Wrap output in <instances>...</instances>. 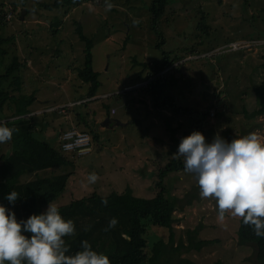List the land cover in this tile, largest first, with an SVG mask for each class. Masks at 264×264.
I'll return each instance as SVG.
<instances>
[{"label":"rangeland","instance_id":"1","mask_svg":"<svg viewBox=\"0 0 264 264\" xmlns=\"http://www.w3.org/2000/svg\"><path fill=\"white\" fill-rule=\"evenodd\" d=\"M51 1L0 0V11L6 13L0 35L10 38L5 45L7 54L0 60V71L13 55L24 61L21 92L35 95L31 114L36 116V131L44 138H54L58 130L70 127L82 130L74 119L75 109L98 129V144L92 141L91 153L74 161L66 191L54 204H67L92 192L102 196L121 193L127 188L133 195L151 198L158 190V168L171 158L183 160L176 154L179 140L174 138L192 131L190 121L171 109H166L171 116L165 110H153L152 97L138 89L146 83L148 70L136 65L134 59L149 64L159 60L162 51L192 48L195 53L201 52L188 55L178 62V67L169 69L171 83L164 94L182 107L208 112L202 125L206 142L216 133L224 138L227 134L238 137L249 132L264 141V114L248 119L241 108L246 107L248 112L253 109V87L264 76V0H169L160 23L164 38L161 48L156 47L158 38L149 26L150 0H99L100 5L88 1L53 11L39 6ZM106 4L111 8L106 10ZM22 9L25 11L20 18ZM77 22L93 41V69L99 73L101 85L94 99L73 107L69 103L85 97L87 87L76 71L84 55L83 43L75 31ZM125 87L132 93L127 99L103 97ZM132 97L139 101L132 103ZM106 118L113 122L109 128L101 125ZM62 169L39 174L59 173ZM90 173L96 176L94 183L88 182ZM32 178L27 173L20 176V182ZM165 183L182 204V209L174 213L178 219L174 243L186 245L194 229L197 238L210 241L199 250H180L178 256L172 257V264H258L253 246L237 243L239 217L230 210L221 217L215 199L199 195L194 174L184 170L169 172ZM168 235L164 228L148 229L149 240L157 236L167 241Z\"/></svg>","mask_w":264,"mask_h":264},{"label":"trees","instance_id":"2","mask_svg":"<svg viewBox=\"0 0 264 264\" xmlns=\"http://www.w3.org/2000/svg\"><path fill=\"white\" fill-rule=\"evenodd\" d=\"M88 1H95L97 5H100L99 0H53L41 3L39 6L44 10L53 11L76 7ZM168 1L150 0L148 6L149 26L158 38L157 48H161L164 43L160 23L166 12ZM15 8L13 3L11 10L14 11ZM5 14L2 10L0 11L1 26L4 25ZM58 23L57 20L54 25L57 26ZM75 31L83 43L84 53L82 64L76 68L77 76L82 83L87 84V87L84 93L85 97L80 96L70 102L75 103L71 105L73 107L81 102L94 99L101 85L98 79L99 73L93 69V41L84 33L79 22H77ZM55 32L54 29L53 33ZM9 40L10 38L0 35V60H3L7 54L5 45ZM198 53L201 52L195 53L192 48L182 52L162 51V57L149 64L136 62L135 59L133 61L136 65H141L143 70H148L144 79L146 83L140 85L138 89L143 94L152 97L153 110L161 112L171 109L174 113L189 119L192 131L198 130L202 133V125L208 117V112L194 110L187 106L182 107L175 103L172 96L164 94V89L171 83L169 69L178 67V62L188 55ZM24 67V61H20L18 56L13 55L8 65H5L3 71H0V124L15 129L10 140L0 143V204H3L6 209H11L17 220L27 218L29 214L44 211L48 202L54 203L66 191L68 179L72 176L70 168L74 167V161L77 160V157L84 156L78 155L74 151H62L60 141L62 130H58L55 138L51 139L44 138L36 131V116L31 114L30 107L37 99L33 93L27 95L21 92L20 71ZM130 92L118 91L106 95L127 99L129 98L128 94L132 95ZM253 92L255 95L253 109L248 112L246 107H241L244 117L248 119H255L264 114V76L253 87ZM132 98L129 100L132 103L139 101L137 97ZM73 116L77 124L83 128L79 131L87 132L90 135L91 144L92 141L98 144V129L91 127L86 117L76 109ZM232 137L236 136L227 134L224 139L230 140ZM96 149L98 150L100 147L97 146ZM56 168H63L64 171L52 172L49 175L39 174L42 171ZM180 170H184L181 158H171L164 166L158 168L155 182V187L158 190L151 198L133 195L132 190L127 188L121 193L111 192L105 196L92 192L87 196L72 199L67 204L57 205L62 218L71 219L75 228L73 236L62 238L68 245L66 254H72L79 250L80 241L85 240L94 251L104 253L110 264H172V257L175 254L178 256L180 250L193 248L199 250L202 245L209 243V240L196 237V229L191 231V235H188L186 245L182 242L174 243V224L178 221L174 213L182 209V204L179 203L181 198L170 193L165 178L169 172ZM27 173L33 175L34 178L20 182V176ZM13 190L17 192L18 197L14 202L9 203L4 197L7 192ZM186 203H190V200L186 199ZM112 218H115L116 224L109 228L108 222ZM241 221L242 217H239L236 230L238 245H252L255 262L264 264V237L255 236L253 229ZM150 226L167 229L169 232L167 241L157 236H153L149 240L148 229ZM23 234L26 237L29 235V233ZM183 262L187 263L188 261L183 260ZM217 264L223 263L217 262Z\"/></svg>","mask_w":264,"mask_h":264},{"label":"clouds","instance_id":"3","mask_svg":"<svg viewBox=\"0 0 264 264\" xmlns=\"http://www.w3.org/2000/svg\"><path fill=\"white\" fill-rule=\"evenodd\" d=\"M13 131L0 124V143L10 140ZM176 154L183 157L184 171L194 174L199 195L215 199L221 217L230 210L242 217L255 236L264 237V141L255 132L230 140L216 133L206 142L200 131L193 130L180 138ZM87 179L94 183L96 176L90 173ZM17 197L13 190L4 198L12 203ZM115 224L112 218L108 227ZM74 234L73 221L62 218L54 203L21 220L0 204V264H110L104 253L94 251L85 240L80 241L79 250L66 254L68 245L62 238Z\"/></svg>","mask_w":264,"mask_h":264},{"label":"built area","instance_id":"4","mask_svg":"<svg viewBox=\"0 0 264 264\" xmlns=\"http://www.w3.org/2000/svg\"><path fill=\"white\" fill-rule=\"evenodd\" d=\"M248 45H253L251 43H247ZM233 47H235V44H232ZM127 87H125L123 90H120L119 92L127 91ZM131 89V88H129ZM107 95H104L105 97ZM70 105H73L75 103H69ZM59 108H62L59 107ZM210 115H214V112L211 111ZM60 141H61V149L65 152L74 151L78 155H85L88 154L91 151V137L87 132L79 131L75 127H70L67 130H64L60 135Z\"/></svg>","mask_w":264,"mask_h":264},{"label":"water","instance_id":"5","mask_svg":"<svg viewBox=\"0 0 264 264\" xmlns=\"http://www.w3.org/2000/svg\"><path fill=\"white\" fill-rule=\"evenodd\" d=\"M24 11H25V9L21 10L20 18L22 17ZM101 125L109 128V127H111L113 125V122L109 118H106L104 121L101 122Z\"/></svg>","mask_w":264,"mask_h":264},{"label":"crops","instance_id":"6","mask_svg":"<svg viewBox=\"0 0 264 264\" xmlns=\"http://www.w3.org/2000/svg\"><path fill=\"white\" fill-rule=\"evenodd\" d=\"M263 76V75H262ZM161 113H163V111H161ZM167 116H171V114H170V112L169 111H167V110H165V112H164ZM222 113V111L220 112V114ZM220 118V117H219ZM218 118V119H219ZM217 126H218V128L220 129V124H217ZM63 131V130H62ZM175 131H176V129H175ZM55 138V137H54ZM176 139H178V138H176ZM164 141H165V139H164ZM170 141V140H169ZM158 142V141H157ZM156 142V143H157Z\"/></svg>","mask_w":264,"mask_h":264}]
</instances>
